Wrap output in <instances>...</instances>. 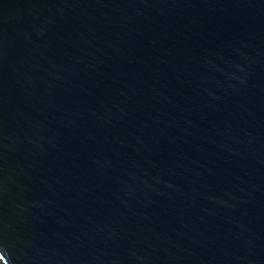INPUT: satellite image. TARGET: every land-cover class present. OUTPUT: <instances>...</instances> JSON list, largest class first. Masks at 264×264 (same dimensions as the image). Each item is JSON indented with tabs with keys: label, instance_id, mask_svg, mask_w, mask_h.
I'll use <instances>...</instances> for the list:
<instances>
[{
	"label": "water",
	"instance_id": "obj_1",
	"mask_svg": "<svg viewBox=\"0 0 264 264\" xmlns=\"http://www.w3.org/2000/svg\"><path fill=\"white\" fill-rule=\"evenodd\" d=\"M2 264H264V0H0Z\"/></svg>",
	"mask_w": 264,
	"mask_h": 264
},
{
	"label": "rangeland",
	"instance_id": "obj_2",
	"mask_svg": "<svg viewBox=\"0 0 264 264\" xmlns=\"http://www.w3.org/2000/svg\"><path fill=\"white\" fill-rule=\"evenodd\" d=\"M2 262H3V261L0 259V264H2Z\"/></svg>",
	"mask_w": 264,
	"mask_h": 264
},
{
	"label": "snow or ice",
	"instance_id": "obj_3",
	"mask_svg": "<svg viewBox=\"0 0 264 264\" xmlns=\"http://www.w3.org/2000/svg\"><path fill=\"white\" fill-rule=\"evenodd\" d=\"M0 259H3L2 257H0Z\"/></svg>",
	"mask_w": 264,
	"mask_h": 264
}]
</instances>
